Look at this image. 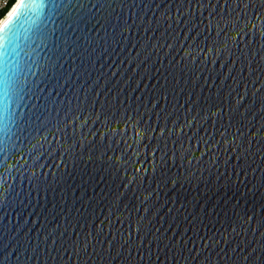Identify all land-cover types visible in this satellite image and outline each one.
<instances>
[{"label": "water", "instance_id": "obj_1", "mask_svg": "<svg viewBox=\"0 0 264 264\" xmlns=\"http://www.w3.org/2000/svg\"><path fill=\"white\" fill-rule=\"evenodd\" d=\"M47 2L0 23V264L264 254V0Z\"/></svg>", "mask_w": 264, "mask_h": 264}, {"label": "snow or ice", "instance_id": "obj_2", "mask_svg": "<svg viewBox=\"0 0 264 264\" xmlns=\"http://www.w3.org/2000/svg\"><path fill=\"white\" fill-rule=\"evenodd\" d=\"M33 5L38 4L40 9H47L46 16L47 18H42L40 24L44 27L49 24V20H55L57 17L61 15L60 8L61 4L52 2L48 3L47 0H30ZM26 0H19V3L16 6L15 11L11 14L9 23L11 20L16 17V15L20 12V10L25 7ZM9 28V25L0 26V33H5L0 36V58H2L5 54V48L10 45L12 38L6 34V30ZM121 30H123V26H121ZM55 31V29H53ZM3 152V151H0ZM264 255V254H261ZM261 255L256 253V250L253 249L251 253L244 257V260L247 264H264V259L261 258ZM198 259L197 257H193V264Z\"/></svg>", "mask_w": 264, "mask_h": 264}, {"label": "built area", "instance_id": "obj_3", "mask_svg": "<svg viewBox=\"0 0 264 264\" xmlns=\"http://www.w3.org/2000/svg\"><path fill=\"white\" fill-rule=\"evenodd\" d=\"M13 0H0V13L9 9Z\"/></svg>", "mask_w": 264, "mask_h": 264}, {"label": "trees", "instance_id": "obj_4", "mask_svg": "<svg viewBox=\"0 0 264 264\" xmlns=\"http://www.w3.org/2000/svg\"><path fill=\"white\" fill-rule=\"evenodd\" d=\"M15 2H16V0H13L12 3H11V5H10V7H9V9L6 10L5 12H3V13H0V22L5 17V15L9 12V10L13 7V5L15 4Z\"/></svg>", "mask_w": 264, "mask_h": 264}, {"label": "bare ground", "instance_id": "obj_5", "mask_svg": "<svg viewBox=\"0 0 264 264\" xmlns=\"http://www.w3.org/2000/svg\"><path fill=\"white\" fill-rule=\"evenodd\" d=\"M12 9H13V7L10 9V11H11ZM10 11H9V12H10ZM9 12H8V13H9ZM4 19H5V17L1 20L0 23H2V22L4 21Z\"/></svg>", "mask_w": 264, "mask_h": 264}]
</instances>
